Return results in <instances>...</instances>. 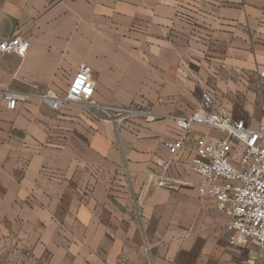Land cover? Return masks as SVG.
Here are the masks:
<instances>
[{
	"label": "crops",
	"instance_id": "0c3cea01",
	"mask_svg": "<svg viewBox=\"0 0 264 264\" xmlns=\"http://www.w3.org/2000/svg\"><path fill=\"white\" fill-rule=\"evenodd\" d=\"M14 34L23 49L0 52V264H260L198 190L193 141L224 133L193 124L178 153L167 142L202 89L224 98L214 110L264 123V0H0V42ZM78 75L79 101L39 97ZM121 80L146 109L105 117Z\"/></svg>",
	"mask_w": 264,
	"mask_h": 264
},
{
	"label": "built area",
	"instance_id": "2783aa9c",
	"mask_svg": "<svg viewBox=\"0 0 264 264\" xmlns=\"http://www.w3.org/2000/svg\"><path fill=\"white\" fill-rule=\"evenodd\" d=\"M22 49L23 39L19 34L0 42V52L17 53ZM258 76L264 110V70L259 71ZM84 87L85 78L78 75L70 82L63 96L49 89L40 92L39 97L58 110L65 101H79ZM5 99L7 106L14 108L18 98L8 93ZM176 124L186 134L167 143L171 154L183 148L193 124L213 127L224 133V137L211 141L204 137L193 141L192 166L202 176L198 190L200 195L212 197L216 208L229 216L227 228L237 244L246 246L249 242H255L258 245L260 264H264V123L250 128L243 119L214 110L212 97L202 92L200 104L192 116L177 119ZM232 140L241 145L240 150L233 147Z\"/></svg>",
	"mask_w": 264,
	"mask_h": 264
},
{
	"label": "rangeland",
	"instance_id": "374dc122",
	"mask_svg": "<svg viewBox=\"0 0 264 264\" xmlns=\"http://www.w3.org/2000/svg\"><path fill=\"white\" fill-rule=\"evenodd\" d=\"M197 84H200V82L197 80L196 81ZM208 85V82H206ZM251 82L246 83V92L247 93H253L255 90V88L250 84ZM125 80H121L119 81V90H118V97L117 98H110L109 96H103L102 97V104L101 105H105L107 108H109L108 110L102 111V115L105 117H112V118H122V119H128V118H132L133 116H135L138 112H143L145 111V106L142 107L140 104H127L126 102V93L128 92L127 89L125 88ZM258 85V84H257ZM256 85L257 88V95L260 98V91H259V87ZM152 87H156V83H151V88ZM202 92H207L208 94H210V91L208 89H202L200 90ZM212 100H213V106H215V101H223V97H216L215 95H211ZM236 98L234 99L235 102H237V96H235ZM115 99H117L115 101ZM150 100H152V98H150ZM260 102H261V109H262V101L260 98ZM139 103H141V101H139ZM200 104H197V106ZM146 105V102L145 104ZM195 106V108L197 107ZM194 108V110H195ZM193 110V112H194ZM192 112V114H193ZM262 112L264 113V110L262 109ZM191 114V116H192ZM190 116V117H191ZM188 117V118H190ZM177 119H187V118H176L175 121ZM259 127V126H258ZM168 143V142H167Z\"/></svg>",
	"mask_w": 264,
	"mask_h": 264
}]
</instances>
